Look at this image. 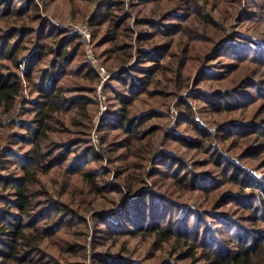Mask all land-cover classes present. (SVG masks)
<instances>
[{
    "label": "trees",
    "instance_id": "1",
    "mask_svg": "<svg viewBox=\"0 0 264 264\" xmlns=\"http://www.w3.org/2000/svg\"><path fill=\"white\" fill-rule=\"evenodd\" d=\"M16 1L0 0V19L10 17L9 21L13 23L22 21V24L14 23L0 31V107L3 108L2 113L11 118L7 122L0 118V128H11L10 146H1L3 136L0 134V169L3 171L0 172V264H61L62 248L55 242L53 245L51 240L59 231L74 224V211L68 204L50 197L44 202L36 194L34 186L40 183V174L50 171L55 165L64 166L67 173L82 172L96 183L95 175L98 173L86 172L83 167L84 162L101 159L94 146L83 152L84 157L73 156L79 149L81 136L63 143L53 142L51 134L56 131L55 124L60 122L57 114L65 108L80 106L83 119L84 115H90L89 107L96 100L87 94L68 97L66 91L70 89L62 86L61 81L73 73L96 82L98 74L88 61L78 64L76 70L72 69L84 53L79 35L67 36L66 31L55 26L50 30V19H42L32 2L18 6ZM131 1V7H141L135 20V24L141 27L136 38L140 45L137 64H131L134 54L128 39H132L133 29L129 22L127 24L129 15L127 12L118 14L124 10L125 0H102L89 18L94 37H102L101 44L106 46L104 52L110 54L109 58L115 59L121 68L113 77L115 84L108 86L112 97L121 105L120 112L106 115L104 125L110 131L118 129L131 139L150 144L153 140L150 137H154L161 127L152 124L153 118L160 116L163 119L164 113L149 108L133 115L138 109L137 102L142 99L140 95L145 94L151 99L173 93L151 90L161 74L166 78L171 74L165 79L166 86L174 79L175 90L186 91L193 71L201 67V74L194 82L197 91L191 98L205 104L204 112L226 115L225 120H217L214 132L196 121L189 101L181 100L183 119L192 127L196 137H188L175 130L167 137L185 148L208 151L210 160L222 170L218 177L221 180L210 174H195L171 151L154 162L150 175L152 178L158 175L168 178L180 190L201 191L207 196L224 183L237 181L243 184L239 187L240 193L227 194L231 193L228 190L219 194V199L225 195L224 201L242 204L246 199V188L251 187L257 191L254 195L257 202H254L256 206L247 202L253 211L250 227L230 213L219 215L190 206L185 209V218L181 219L179 216L174 218V214L168 215L170 207L167 205H177L166 193L144 187L134 199L125 200L122 208L111 217L99 216L101 224L105 225L106 235L118 234L116 229H121L123 224L117 221H127L131 226L129 233L155 235L157 240L165 242L177 239L184 247L180 256L184 261L195 264H264V224H260L264 222V180L250 174L244 164L235 163L230 154L213 145L214 139L225 142L238 137L250 143L255 135L257 143L244 156L264 159V102L259 104L264 101V89H259V84L254 83L256 77L244 78L230 89L211 88L226 79L238 80V73L242 74L243 65L248 62L263 69L264 46L257 51L258 54L248 52L247 35L234 33L226 36V27L221 19L228 21L235 14L240 23L250 19L264 21V0H246L244 3H249L246 11L243 0H172L170 8H164V0ZM147 4L153 6L148 12L142 8ZM30 20L39 21V26L31 24ZM109 45L110 49L107 48ZM27 53L30 55L25 58ZM223 57L238 63L222 64V68L206 64ZM167 58L168 62L164 63ZM141 62L152 64L143 67V64L138 65ZM24 63L26 68L22 69ZM252 71L246 67V73L251 74ZM25 83L29 86L30 95L35 97H29L21 104L15 119V107L24 95ZM248 86L249 92L244 89ZM88 87L87 91L92 93L94 88ZM79 124L82 125L81 121ZM62 128H58V132H62ZM138 147V158L143 163L140 170H143L149 151L142 145ZM140 152L145 154L140 155ZM41 164L49 169L41 168ZM141 180L144 183V179ZM97 185L94 184L95 188ZM97 188L103 190L102 187ZM127 188L129 194L138 192L136 184L129 182ZM258 188L262 191L259 192ZM217 201L210 205L214 210L220 207ZM114 223L115 231L112 229ZM222 228L227 229V238L219 241L217 231ZM97 259L100 264H121L103 257Z\"/></svg>",
    "mask_w": 264,
    "mask_h": 264
},
{
    "label": "rangeland",
    "instance_id": "2",
    "mask_svg": "<svg viewBox=\"0 0 264 264\" xmlns=\"http://www.w3.org/2000/svg\"><path fill=\"white\" fill-rule=\"evenodd\" d=\"M101 1L102 0H17L15 4L21 6L25 3L32 2L31 4L37 7L36 11L40 13L42 19H50V30L51 28L54 29L53 26H55L56 29L59 28L66 31L65 34L67 36L73 34L79 35V38L84 44V53L81 54V58L72 66V69L76 70L78 64L88 61L98 74L96 82H92L89 77L78 76L73 73H69L61 81L62 86L70 89V91H66L68 97L76 98L87 94L91 95L96 100L95 104L89 107L90 115H87V117L84 115L83 119H81L80 106L65 108L61 113L57 114L58 121L60 122L55 124L56 131L51 134V140L64 143V141L74 140V138L81 136L82 141L78 146L79 149L72 154L78 157H84L83 152H85L89 146H94L93 148L101 159H91L84 162L83 167L86 172L98 173V175H95L96 183L98 184L97 187H102L103 190L97 187L95 188L94 184L96 183L92 181V178L82 175V172L67 173L64 166L55 165L50 171L42 175L40 174V183L34 186L36 194L41 196L44 202H46V198L50 197L53 200L68 204L74 211L73 214L76 217L74 224L71 225L70 228L59 231L58 235L53 237L51 243L55 245V242L58 247L62 248V250H60L61 264H100L97 259L98 257L108 259L109 262H120L121 264H166L168 262H173L175 264H195L193 261H184V259L180 258L184 247L179 245L177 239H171V241L165 242L159 241V239L157 240L155 235H136L129 233L128 231L131 226L127 221H117L118 224L119 222L123 224L121 225L122 228L116 229L118 234H112L108 237L104 231L105 225L101 224L99 216L104 215L111 217L113 213L122 208L125 200L134 199L138 193L142 192L144 187H148L161 193H166L168 195L167 197L173 200L172 203L177 206H167L170 207L168 215L172 216L174 214V218L179 216L181 219H184L186 214L185 209L190 206L194 209H206L208 212H215L214 214L219 215L230 213L237 216L244 224L250 227L253 211L249 209L250 205H248L247 202L256 206L254 202H257V200L254 195L257 191L251 187H247L246 199L245 202H243L245 205L243 203L234 204L232 201H224L225 199L223 197L225 195L222 196L221 199H219L218 196L219 194H225L228 190H230L231 193L227 194L239 192L241 189L239 187L243 184L237 181L224 183L222 187L208 193L207 196V194L201 191L180 190L172 184L170 179L161 178L159 175L152 178L150 175L154 162L162 154L171 151L177 154L179 156L178 159H181L184 164L189 165L195 174H210L214 178H217V180H221L218 179V177L221 175L222 170H220V167L216 166L215 162L210 160L208 151L185 148L180 142L168 139L167 137V135L174 130L188 137H196L192 127L183 119L184 112L180 105L181 100L189 101L196 121L205 127L212 128L214 132H216L217 120L220 122L225 120L226 115L218 116L213 115L211 112H204V109H206L205 104L191 98L197 91H195L194 82L201 74L199 70L201 67L193 71L190 87L186 91L175 90L174 85L176 82L174 79L172 82L169 81V85L166 86L167 81H165V79L170 78L171 74H167V78L165 75L162 76L161 74L157 78V83L150 87L151 90L157 89L162 90V93H173L167 94V96L162 98L158 96L151 99L145 94L140 95L142 99L147 101L141 99L137 102L138 109L135 110L133 115L148 111L149 108L156 109L160 114L164 113L163 119L159 118L160 116L153 118L152 124L161 127L158 129V133L153 135L154 137H150V139H153L150 144L144 140L131 139L125 132L119 131L118 129L108 130L103 122L105 117L99 121L97 120L103 99L105 108H107L106 113L120 112L121 108L119 102L115 101L112 97L113 95L108 91V86L110 84H115L113 77L121 68H118V63L115 59L109 58L110 54L104 52L106 46L101 44L102 37H98L100 38L99 40L94 37V30L89 22L90 16ZM245 1L246 0H243L242 4L246 11L249 3H244ZM131 3V0H125V8L123 12L118 14L123 15L127 12L129 15L127 24L129 22L133 29V37L131 40L128 39V42L132 43V51L134 54V60L131 64H137L139 60L137 51L140 45L136 38L141 31V27L135 24V20L138 18V10L141 7H131ZM171 3L172 0H164V8H170ZM153 5L155 6V4ZM151 7L153 6L150 4L142 6L146 12H148ZM236 18L237 16L234 14V17L232 16L228 21H223L221 19V22H223L226 27V36L229 37L234 33L247 35L249 38V41H247L249 46L247 51H253L252 54H258L257 51L263 49L262 47L264 46V21L250 19L244 23H240ZM9 20L10 17L0 19V31L2 29L6 30L14 23L22 24L21 20H17L14 23ZM30 23L36 26L40 24L37 20H30ZM85 26L90 31L91 36L89 38L83 34L82 30ZM75 27H77V31L74 30ZM53 40H51V43ZM107 48L110 49V45ZM29 55L30 53H27L25 58H28ZM168 60L167 58L164 63H167ZM203 62H205V58ZM226 63L236 64L238 61L223 57L222 59H217L214 62L211 61L206 64L213 65L212 67L214 68H222L224 66L222 64ZM151 64V62H141L138 65L146 67L151 66ZM243 66L242 74H240V72L238 73V80L226 79L221 83L213 84L211 88L230 89L235 87L237 83L244 78L255 79L253 77H256L257 79H255L256 81L254 83L259 84V89H264V67L262 69V66L259 67L253 62H248ZM247 66L253 70L251 74L246 73ZM25 68L26 64L24 63L22 69ZM102 70L112 72V76L105 83L103 91L102 89L100 90V72H102ZM25 84L24 95L22 98H19L17 106L15 107L13 115L15 119L17 113L20 111L21 104L27 100V98L35 97V95H30L29 86L27 83ZM90 85L94 88L92 93L87 91ZM244 89L249 92L250 86ZM261 92L263 91L261 90ZM263 102L264 101H260L259 104ZM2 110L3 108L0 107V118L3 119V122H7L10 117L2 113ZM32 116L34 115L32 114ZM80 121L82 125L79 124ZM61 127H63V131L58 132V128ZM0 134L3 136L1 146H10L11 128H0ZM253 138L254 139L250 141V143L249 141L246 142V139L242 137L231 138L225 142H222L220 139H214L213 145L230 154L229 156L233 158L235 163L244 164L245 168L248 171L250 170V174L257 175L260 180H264V159H256L249 155L247 157L244 156V153L257 143L255 138L258 137L253 135ZM138 145H142L144 150L149 151V157L143 170H140L143 163L142 159L138 158ZM52 148L57 150L56 147ZM144 154L145 153L140 152V155ZM179 166H181V164H179ZM40 167L46 168L47 165L41 164ZM46 169L48 170L49 168ZM0 172L3 171L0 169ZM4 173L7 174L8 172ZM127 176H129V178ZM142 178L144 179V183L141 182ZM129 182L132 185L136 184L138 187V192L135 195L128 193L127 185ZM261 191L262 190L259 189V192ZM215 201L220 204V207L216 210L210 206ZM39 203H41V201ZM129 215H131V211ZM152 216L153 219H155L154 214ZM130 217L134 221L133 216ZM260 224H264V222ZM115 227L116 224H112L113 231H115ZM262 227L264 226L262 225ZM217 232L219 241H222L223 238H227V229L222 228Z\"/></svg>",
    "mask_w": 264,
    "mask_h": 264
},
{
    "label": "built area",
    "instance_id": "3",
    "mask_svg": "<svg viewBox=\"0 0 264 264\" xmlns=\"http://www.w3.org/2000/svg\"><path fill=\"white\" fill-rule=\"evenodd\" d=\"M77 27H75V31H77L76 29ZM83 31V34L89 38L91 36L90 34V31L89 29L85 26L84 29L82 30ZM91 52V51H90ZM100 75H101V82H100V90L102 89L103 91V87L105 85V83L111 78L112 76V72H107L105 70H102V72H100ZM104 99L102 100V105H101V108H100V111H99V115H98V118L97 120H101L103 119L108 113L107 112V108H105V104L103 103Z\"/></svg>",
    "mask_w": 264,
    "mask_h": 264
}]
</instances>
